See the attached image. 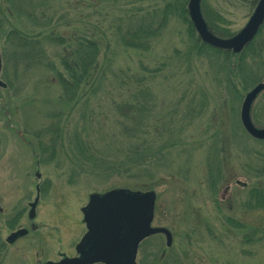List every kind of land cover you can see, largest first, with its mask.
I'll use <instances>...</instances> for the list:
<instances>
[{"label": "rangeland", "instance_id": "obj_1", "mask_svg": "<svg viewBox=\"0 0 264 264\" xmlns=\"http://www.w3.org/2000/svg\"><path fill=\"white\" fill-rule=\"evenodd\" d=\"M258 2L202 0L201 9L210 30L230 38ZM188 3L0 0L2 237L12 206L33 200L39 180L37 238L64 251L86 232L91 194L154 191L152 225L173 245L145 239L137 264H264V142L241 122L246 94L264 83V25L247 50L218 53L191 34ZM138 32L148 36L128 47ZM57 37L63 43L50 42ZM88 40L97 62L67 101L57 73L69 78L64 62L77 65ZM252 120L264 127V92Z\"/></svg>", "mask_w": 264, "mask_h": 264}, {"label": "water", "instance_id": "obj_2", "mask_svg": "<svg viewBox=\"0 0 264 264\" xmlns=\"http://www.w3.org/2000/svg\"><path fill=\"white\" fill-rule=\"evenodd\" d=\"M201 1L189 0L188 13L200 40L212 48L230 51L234 55L240 54L255 39L264 24V0H259L250 20L239 33L230 38L218 37L209 29L202 13ZM1 71L0 54V75ZM6 87L7 85L0 78V88ZM262 91H264V83L258 84L249 91L241 109V122L244 129L258 140H264V128H257L253 124L251 108ZM156 198L154 191L141 192L128 189L91 194L89 204L82 209L84 222L88 228L82 243L91 241L97 250L95 253L97 257L67 259L59 264H76L77 262L90 264L98 261L97 259L102 261L106 259V264H137L140 243L156 234H164L166 245L171 247L172 233L167 228L152 226ZM24 234L23 230L13 233L8 241L13 243Z\"/></svg>", "mask_w": 264, "mask_h": 264}, {"label": "flooded vegetation", "instance_id": "obj_3", "mask_svg": "<svg viewBox=\"0 0 264 264\" xmlns=\"http://www.w3.org/2000/svg\"><path fill=\"white\" fill-rule=\"evenodd\" d=\"M264 92V91H263ZM262 93V92H261ZM259 94V96L261 95ZM253 113V106L251 108V118ZM255 125V124H254ZM256 126V125H255ZM257 128H264L258 127ZM257 140V139H255ZM261 141V140H257ZM264 142V141H261ZM42 181H38L35 184V192L36 196L33 200L30 199H19L16 200V204L12 206L13 213L15 214L13 218L7 220L5 225L8 227L9 233L6 237H2V228L0 226V259L4 257H9L11 251L13 252V256L11 258L12 264H59L67 259H81L88 257H97L96 256V248H94V244L89 241L88 243H82L85 238V235L88 232V228L86 226V232L83 234L79 242L68 251H64L60 247L51 248L49 246L43 245L39 242V238L37 236L40 233V226H38L36 220L38 216V209L42 199L44 198L47 185H43ZM0 212L5 213L3 208L0 206ZM154 221V219H153ZM20 230L25 231V234L15 240L13 243L8 241L9 237ZM164 237L166 240V236L164 234L155 235ZM30 238V242L28 243H19L20 240H24L26 238ZM41 246V247H40ZM109 257V256H108ZM10 258V257H9ZM106 258V256H104ZM90 264H106L107 260L102 261L97 259ZM137 263V258H136ZM78 264V262L76 263Z\"/></svg>", "mask_w": 264, "mask_h": 264}, {"label": "trees", "instance_id": "obj_4", "mask_svg": "<svg viewBox=\"0 0 264 264\" xmlns=\"http://www.w3.org/2000/svg\"><path fill=\"white\" fill-rule=\"evenodd\" d=\"M185 8V7H184ZM184 13L187 14L186 9H184ZM188 20V19H187ZM188 24L190 26V32L191 34L195 32L193 24L191 23V21L188 20ZM192 34V35H193ZM144 36H148V35H141L138 34L136 35V38L138 39V41L136 40H129L126 41V45L128 47H139L141 45V40L144 38ZM258 36V35H257ZM26 39V38H25ZM25 41V45H29V44H34L33 42H28V40H23ZM50 42L53 43H63V39L62 37H57V38H51ZM84 42V43H83ZM80 42L78 44L79 46V52L77 51V57H78V64L77 65H69L68 62H64V68L69 76V78L64 77L62 74L57 73L58 75V81L59 84L61 85V88L65 91L66 93V100L67 101H71V99H74V97L76 96V92L78 91V89L81 87L82 83L84 82L85 78H88L91 72V68L93 66H95L96 62H97V54H98V45L96 42L94 41H83ZM253 43V42H252ZM249 44L245 49L247 50L251 45ZM30 46V45H29ZM28 46V47H29ZM201 46L204 47H208L218 53H225L226 55H228V51H222L216 48H212L206 44H201ZM93 52V55H92ZM81 55V56H80ZM36 57L34 56V59H32V61H35ZM43 59L42 55H39V57L37 58V60L35 61L37 64L41 63V60ZM77 66V67H76ZM49 68H54L51 67L50 65H48ZM77 68H79V71H77ZM69 95V96H68ZM263 200L262 198L259 199ZM237 225V223H235ZM239 226V224H238ZM241 226V225H240Z\"/></svg>", "mask_w": 264, "mask_h": 264}]
</instances>
